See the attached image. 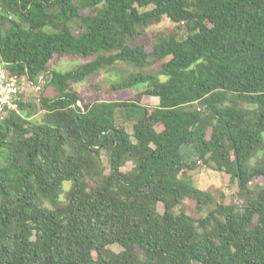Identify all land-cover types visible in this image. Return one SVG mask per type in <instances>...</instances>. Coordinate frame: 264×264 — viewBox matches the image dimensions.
I'll list each match as a JSON object with an SVG mask.
<instances>
[{
	"label": "trees",
	"instance_id": "16d2710c",
	"mask_svg": "<svg viewBox=\"0 0 264 264\" xmlns=\"http://www.w3.org/2000/svg\"><path fill=\"white\" fill-rule=\"evenodd\" d=\"M0 10V62L34 85L49 75L38 102L0 120V264H264V0ZM164 18L176 30L149 29ZM62 58L74 65L56 70ZM104 73L116 76L105 91L144 88L100 98L84 85ZM204 167L236 179L239 202L195 186Z\"/></svg>",
	"mask_w": 264,
	"mask_h": 264
},
{
	"label": "rangeland",
	"instance_id": "374dc122",
	"mask_svg": "<svg viewBox=\"0 0 264 264\" xmlns=\"http://www.w3.org/2000/svg\"><path fill=\"white\" fill-rule=\"evenodd\" d=\"M149 9V8H147ZM141 11H144L145 8H141ZM176 24L170 21L168 18H164L163 21L157 25H154L150 27L149 29L151 30H157V31H166V32H171L173 30H176ZM162 61L156 62V67H160ZM54 65V68L56 70L60 71H65L70 69L74 65V61L68 60L66 58H62L60 60H56L52 62ZM52 65V66H53ZM49 78V75H45L43 78V81L40 82L39 85H34V84H29L26 83L24 84V90L23 93L21 94L20 98L23 101H32V102H38L41 90L44 88L45 81L46 79ZM116 76L112 74H107L104 73L100 75L99 77L86 82L84 87H90L91 84L97 83V85H101V90L100 92L97 93V96L100 98L106 97L108 100H117V101H124V100H129L131 98H134L139 92H141L144 88L143 84H137L133 87L130 88H125V89H110L108 90V83L109 82H116ZM166 77H163V80H166ZM28 82V81H27ZM95 93V91H94ZM45 95L52 97L55 95V90L51 89V91L45 90ZM95 95L92 93L90 95L91 98H93ZM159 103V98L154 97V96H143L141 99V104L148 105V106H155ZM157 130H161L163 128L162 125H157ZM131 130V128H129ZM189 152H192L190 154V158L192 159H197V155L193 150L190 149ZM103 159L104 162L109 169V153L107 151H103ZM133 166L132 163H127L124 167L123 170H129ZM190 181L197 187L204 189V190H209L211 191L217 200V202H224L227 204H232V203H237L239 202V196L237 195L239 192V184L238 181L232 180L231 176L225 172H219L215 171L210 168H198L197 170L193 171L190 176H189ZM257 181L260 183H264V180L259 178ZM69 186V183H66V187ZM185 206L187 208V211L189 213H192L193 215H198L199 212L196 209V203L195 201L192 200H186L185 201ZM158 209L163 212L164 211V205L163 203H159ZM207 210L203 212V215L207 214ZM110 248L114 252H119L122 250V247L118 244L111 245ZM97 256L96 254H94Z\"/></svg>",
	"mask_w": 264,
	"mask_h": 264
},
{
	"label": "built area",
	"instance_id": "2783aa9c",
	"mask_svg": "<svg viewBox=\"0 0 264 264\" xmlns=\"http://www.w3.org/2000/svg\"><path fill=\"white\" fill-rule=\"evenodd\" d=\"M25 82L32 84L27 78L11 73L6 64L0 62V120L5 118L7 112L19 111Z\"/></svg>",
	"mask_w": 264,
	"mask_h": 264
},
{
	"label": "water",
	"instance_id": "95a60500",
	"mask_svg": "<svg viewBox=\"0 0 264 264\" xmlns=\"http://www.w3.org/2000/svg\"><path fill=\"white\" fill-rule=\"evenodd\" d=\"M0 41H1V10H0ZM0 60H1V48H0Z\"/></svg>",
	"mask_w": 264,
	"mask_h": 264
}]
</instances>
